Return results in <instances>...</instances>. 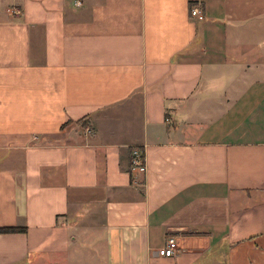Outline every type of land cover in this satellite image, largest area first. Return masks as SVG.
Returning a JSON list of instances; mask_svg holds the SVG:
<instances>
[{
  "label": "crops",
  "instance_id": "obj_1",
  "mask_svg": "<svg viewBox=\"0 0 264 264\" xmlns=\"http://www.w3.org/2000/svg\"><path fill=\"white\" fill-rule=\"evenodd\" d=\"M7 225L0 264H264V0H0Z\"/></svg>",
  "mask_w": 264,
  "mask_h": 264
},
{
  "label": "built area",
  "instance_id": "obj_2",
  "mask_svg": "<svg viewBox=\"0 0 264 264\" xmlns=\"http://www.w3.org/2000/svg\"><path fill=\"white\" fill-rule=\"evenodd\" d=\"M80 1H77L76 4H79ZM18 12V10H17ZM189 14L195 16L199 19H202L204 16L203 8L198 3H193L189 7ZM131 164L134 167H137L140 171L145 170V162L143 160V151L137 147L132 149L131 154ZM177 247L176 238L174 236H167L162 245L157 249V252L161 256H172L175 254Z\"/></svg>",
  "mask_w": 264,
  "mask_h": 264
},
{
  "label": "trees",
  "instance_id": "obj_3",
  "mask_svg": "<svg viewBox=\"0 0 264 264\" xmlns=\"http://www.w3.org/2000/svg\"><path fill=\"white\" fill-rule=\"evenodd\" d=\"M134 147H131L130 149V163H131V154H132V149ZM139 149H141L140 147H137ZM132 165V164H131ZM25 226H0V232H13V231H25Z\"/></svg>",
  "mask_w": 264,
  "mask_h": 264
}]
</instances>
